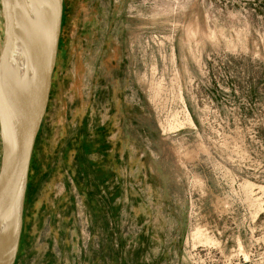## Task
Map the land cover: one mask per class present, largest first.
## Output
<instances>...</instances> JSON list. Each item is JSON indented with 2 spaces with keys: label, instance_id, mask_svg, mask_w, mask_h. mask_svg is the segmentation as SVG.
Returning <instances> with one entry per match:
<instances>
[{
  "label": "rangeland",
  "instance_id": "rangeland-1",
  "mask_svg": "<svg viewBox=\"0 0 264 264\" xmlns=\"http://www.w3.org/2000/svg\"><path fill=\"white\" fill-rule=\"evenodd\" d=\"M73 112L85 145L96 132L134 148L141 173L119 201L120 237L154 264H264V0H62L32 153L42 173ZM56 176L39 185L42 197ZM58 209L68 222L66 203ZM34 244L23 218L14 264H29Z\"/></svg>",
  "mask_w": 264,
  "mask_h": 264
},
{
  "label": "crops",
  "instance_id": "crops-1",
  "mask_svg": "<svg viewBox=\"0 0 264 264\" xmlns=\"http://www.w3.org/2000/svg\"><path fill=\"white\" fill-rule=\"evenodd\" d=\"M67 120L68 135L62 137L60 151L57 149L59 143L54 144L55 147L52 145V165L47 163L44 173L39 170L32 154L30 165L35 164L33 190L27 197V208L23 212L27 234L30 232L35 240L30 249L29 264L158 263L159 258H150L144 245L134 244L132 238L128 240L119 234V212L127 211L119 206L122 204L119 201L132 197L138 186L135 184V173L136 177L141 173L140 164L133 163L134 148L113 143L116 138L102 144L101 135L96 136V132L93 141L97 143L87 146L83 137L76 133L81 130V117L73 112ZM55 157L59 159L56 162ZM54 172H57L56 185L47 191L44 198L38 192L39 185H48ZM63 203L68 206L70 217L68 222L62 220L60 224L61 212L58 208ZM74 205L75 211L79 207L87 222L88 228L81 225V229H88L91 234L85 244L79 238ZM145 235H149V230ZM135 247L136 250L141 247L143 254L136 255Z\"/></svg>",
  "mask_w": 264,
  "mask_h": 264
},
{
  "label": "water",
  "instance_id": "water-1",
  "mask_svg": "<svg viewBox=\"0 0 264 264\" xmlns=\"http://www.w3.org/2000/svg\"><path fill=\"white\" fill-rule=\"evenodd\" d=\"M0 16V264H14L57 57L62 0H0Z\"/></svg>",
  "mask_w": 264,
  "mask_h": 264
},
{
  "label": "bare ground",
  "instance_id": "bare-ground-1",
  "mask_svg": "<svg viewBox=\"0 0 264 264\" xmlns=\"http://www.w3.org/2000/svg\"><path fill=\"white\" fill-rule=\"evenodd\" d=\"M28 65H29V67H30V68H32V65H31V63H30V62L28 63Z\"/></svg>",
  "mask_w": 264,
  "mask_h": 264
}]
</instances>
